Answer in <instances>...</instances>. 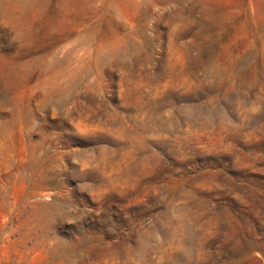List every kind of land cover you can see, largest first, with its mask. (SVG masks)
Wrapping results in <instances>:
<instances>
[{"label": "rangeland", "instance_id": "1", "mask_svg": "<svg viewBox=\"0 0 264 264\" xmlns=\"http://www.w3.org/2000/svg\"><path fill=\"white\" fill-rule=\"evenodd\" d=\"M0 264H264V0H0Z\"/></svg>", "mask_w": 264, "mask_h": 264}]
</instances>
